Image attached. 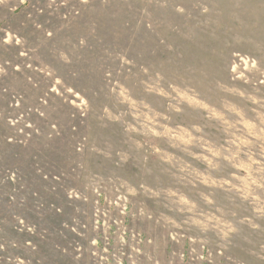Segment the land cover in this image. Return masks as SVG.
<instances>
[{
	"label": "rangeland",
	"instance_id": "1",
	"mask_svg": "<svg viewBox=\"0 0 264 264\" xmlns=\"http://www.w3.org/2000/svg\"><path fill=\"white\" fill-rule=\"evenodd\" d=\"M0 264H264V0H0Z\"/></svg>",
	"mask_w": 264,
	"mask_h": 264
}]
</instances>
